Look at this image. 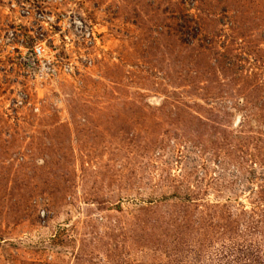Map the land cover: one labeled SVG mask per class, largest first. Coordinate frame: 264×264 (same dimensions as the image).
Returning <instances> with one entry per match:
<instances>
[{
    "label": "rangeland",
    "instance_id": "obj_1",
    "mask_svg": "<svg viewBox=\"0 0 264 264\" xmlns=\"http://www.w3.org/2000/svg\"><path fill=\"white\" fill-rule=\"evenodd\" d=\"M28 3L0 0V264H264V0H56L92 39L52 69Z\"/></svg>",
    "mask_w": 264,
    "mask_h": 264
},
{
    "label": "built area",
    "instance_id": "obj_2",
    "mask_svg": "<svg viewBox=\"0 0 264 264\" xmlns=\"http://www.w3.org/2000/svg\"><path fill=\"white\" fill-rule=\"evenodd\" d=\"M23 1V0H22ZM56 0H41L40 4H34L29 0L28 4H32L33 19L39 22L40 30L42 29L47 34H53L52 38L56 42H52L51 46L47 44V40H52L51 37L45 38L40 32L34 34L32 42L29 47L22 49L23 54H27L25 59L29 60H41L42 65L48 66L52 69L53 61L58 60L59 49H72L80 46H87L92 39V32H90L89 26L80 17L75 15L70 8L69 10L57 11L53 13L49 8H43V6L49 7L50 3ZM59 1V0H58ZM23 4L24 3H20ZM40 5V6H39ZM28 6V5H26ZM21 6L20 12L26 13L27 7ZM27 62V61H26Z\"/></svg>",
    "mask_w": 264,
    "mask_h": 264
}]
</instances>
